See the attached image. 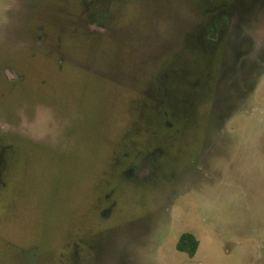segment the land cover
<instances>
[{
	"label": "rangeland",
	"instance_id": "obj_1",
	"mask_svg": "<svg viewBox=\"0 0 264 264\" xmlns=\"http://www.w3.org/2000/svg\"><path fill=\"white\" fill-rule=\"evenodd\" d=\"M0 264H264V0H0Z\"/></svg>",
	"mask_w": 264,
	"mask_h": 264
},
{
	"label": "trees",
	"instance_id": "obj_2",
	"mask_svg": "<svg viewBox=\"0 0 264 264\" xmlns=\"http://www.w3.org/2000/svg\"><path fill=\"white\" fill-rule=\"evenodd\" d=\"M196 246V240L188 233L182 234L177 242V248L181 251H187L188 254H193Z\"/></svg>",
	"mask_w": 264,
	"mask_h": 264
},
{
	"label": "flooded vegetation",
	"instance_id": "obj_3",
	"mask_svg": "<svg viewBox=\"0 0 264 264\" xmlns=\"http://www.w3.org/2000/svg\"><path fill=\"white\" fill-rule=\"evenodd\" d=\"M95 0H85V3L86 4H90L92 6V3L94 2ZM89 6V5H88ZM94 7V6H93ZM94 11H96L97 13L96 14H93V17L90 21V28H92L91 30H95L96 29V26L93 25V24H102L104 22V19L105 17L103 18V16L101 15L100 11H102V9H100V7L96 6L94 7L93 9ZM102 22V23H101ZM230 24L229 20H226V23L223 25L222 29L223 30H227L228 29V25ZM127 170L125 171V174H127Z\"/></svg>",
	"mask_w": 264,
	"mask_h": 264
}]
</instances>
